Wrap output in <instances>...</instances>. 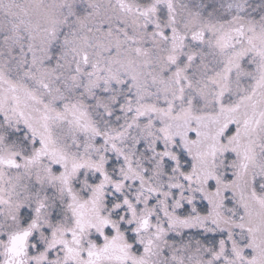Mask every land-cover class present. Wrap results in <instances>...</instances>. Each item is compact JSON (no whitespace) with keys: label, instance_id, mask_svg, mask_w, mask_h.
<instances>
[{"label":"snow or ice","instance_id":"1","mask_svg":"<svg viewBox=\"0 0 264 264\" xmlns=\"http://www.w3.org/2000/svg\"><path fill=\"white\" fill-rule=\"evenodd\" d=\"M0 264H264V0H0Z\"/></svg>","mask_w":264,"mask_h":264}]
</instances>
